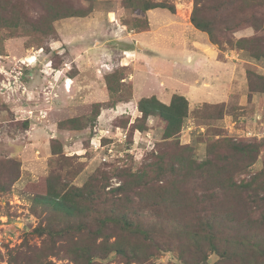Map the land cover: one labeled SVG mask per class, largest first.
I'll return each mask as SVG.
<instances>
[{
	"label": "rangeland",
	"instance_id": "1",
	"mask_svg": "<svg viewBox=\"0 0 264 264\" xmlns=\"http://www.w3.org/2000/svg\"><path fill=\"white\" fill-rule=\"evenodd\" d=\"M129 1L0 0V264H264V0L238 10L207 0L208 16L228 19L214 31L222 44L209 42L234 62L233 76L222 98L185 97L172 138L130 102V70L101 63L116 54L87 66L106 97L80 90L66 103L52 77L40 78L44 65L55 73L74 55L63 33L117 52L110 18L139 29L147 20L135 7L173 6L182 20L193 7ZM113 71L111 91L104 75ZM49 187L69 192L71 213L37 200Z\"/></svg>",
	"mask_w": 264,
	"mask_h": 264
},
{
	"label": "crops",
	"instance_id": "2",
	"mask_svg": "<svg viewBox=\"0 0 264 264\" xmlns=\"http://www.w3.org/2000/svg\"><path fill=\"white\" fill-rule=\"evenodd\" d=\"M114 11L120 14V10ZM132 15L143 16L147 20V28L128 29L125 24L116 28L114 27L116 23H111L114 17L110 18L109 22L113 28L110 30V36L116 41L114 44L118 45V53L110 51L101 39L91 45L85 39L88 33L76 34V39H69L73 35L61 34L62 43L67 47L71 44L69 47L72 46L71 52L74 55L68 60L65 59V68L55 70V73L52 71L53 67L48 68L43 64V69L39 71L40 78L52 77V82L60 87L63 101L66 103L74 99L71 92L80 90L90 93H85L86 97L97 94L106 97L105 91L100 87L102 85L100 75L87 66L91 67L92 63L99 59L100 53L106 57L116 54L114 64L105 60L101 63H107L109 67L119 66L130 70L125 79L131 80L130 102L135 105L141 97L155 96L167 104L176 93L185 96L191 104V99L196 100L200 97L219 99L227 93L234 72V62L228 55L226 58H219L218 51L209 42L207 34L196 29L188 18L182 20L178 11L172 13L162 8H150L143 13L137 12ZM102 17L105 18V14ZM70 66L75 68V72L67 75ZM96 69L100 71L99 73L106 70L103 66ZM65 79L71 80L69 91L64 86ZM26 96H31V92ZM122 106L124 104L118 108ZM45 126L49 128L51 125Z\"/></svg>",
	"mask_w": 264,
	"mask_h": 264
},
{
	"label": "trees",
	"instance_id": "3",
	"mask_svg": "<svg viewBox=\"0 0 264 264\" xmlns=\"http://www.w3.org/2000/svg\"><path fill=\"white\" fill-rule=\"evenodd\" d=\"M122 1H125V0H122ZM242 1L243 2H246V1L258 2L259 0H219L218 8H222V9L232 8V9L238 10L242 7V4H243ZM206 2L208 1L207 0H193V7H192V11H191L190 18H189L190 22L196 29L205 32L211 43L218 44V45L222 44L221 41H219V39L216 37L214 31H215V28L216 29L220 28L221 32L226 30L227 25H228V19H226L222 15H217V14L208 16V11H207L208 7L206 5ZM129 4L132 5L134 4V2L130 0ZM157 6L158 5L147 4L143 8L135 7L136 8L135 12L138 11V12L143 13L147 9L155 8ZM160 7H166L171 12L174 11L173 6L163 5ZM146 28H147V23L144 28H140V29H146ZM250 48L251 47L249 46V51H250ZM254 49L255 51L252 52L251 54L256 56L258 54V50L256 48ZM114 73L115 71L104 75V80L106 82L107 89L111 91L112 89L110 88L108 79L109 77H113ZM112 79H115V78L113 77ZM117 79H118L117 81L120 82L122 77L119 76ZM94 105L97 108V111L95 113V115H97L99 113V107L101 106V103H96ZM137 109L141 113L140 118L142 120L147 118V116L149 115L156 114L163 122L164 138H172V137H175L179 133L182 127L183 119L188 114V102L185 96L181 94H176V93L171 96V99L169 103L167 104L161 102L155 96L141 97L137 101ZM72 120L73 119H70V122ZM82 127L72 125L70 128L79 129ZM136 128L138 127L136 126ZM240 151H243L244 153H248L250 151V147L248 146L246 148L243 147ZM200 165L202 166V164ZM68 196H69V192L67 191L63 193H57L56 191H52V189H50L49 187L46 189V192L44 194H40V195L37 194L36 198L37 200H40L43 202L47 201L51 203L55 208H62L65 210V212L71 213L74 201H72V203L69 204ZM125 229H127L131 233L140 234V235H143L144 237H147V233L144 229L140 227H136V226L132 227L131 223H127L125 225Z\"/></svg>",
	"mask_w": 264,
	"mask_h": 264
},
{
	"label": "bare ground",
	"instance_id": "4",
	"mask_svg": "<svg viewBox=\"0 0 264 264\" xmlns=\"http://www.w3.org/2000/svg\"><path fill=\"white\" fill-rule=\"evenodd\" d=\"M69 82H70V81H69V80H67V84H65V87H69V86H68V83H69Z\"/></svg>",
	"mask_w": 264,
	"mask_h": 264
}]
</instances>
